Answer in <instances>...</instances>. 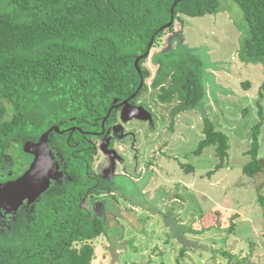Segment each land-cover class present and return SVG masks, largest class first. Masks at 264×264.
<instances>
[{"label": "trees", "instance_id": "16d2710c", "mask_svg": "<svg viewBox=\"0 0 264 264\" xmlns=\"http://www.w3.org/2000/svg\"><path fill=\"white\" fill-rule=\"evenodd\" d=\"M234 2L249 28L237 57L244 64L262 66L260 99L264 95V0ZM221 8V0H0V160L12 139H36L61 121H65L61 127L90 129L95 123L99 129L113 98L133 94L142 78L147 79L149 71L143 64L150 49L173 30L175 22H181L182 16L216 15ZM171 17L172 24L161 29ZM151 39L148 55L142 57ZM177 46L176 51L171 48L153 56L157 68L150 84L159 88L160 102L179 100L172 118L195 110L205 97L200 60ZM139 57L140 71L135 66ZM258 107L259 120L251 128L247 150L250 160L242 168L249 177L264 172V158L258 157L264 116L259 102ZM202 132L193 154L215 146L218 162L208 172L211 175L227 162L228 136L208 118ZM53 134L62 140L73 180L59 193L40 197L29 231L21 233L23 243H0V264H91L95 253L90 242L105 234L103 220L81 205L97 192L100 182L92 177L81 134L75 132L69 139L66 133ZM77 140L82 141L76 147L80 152L73 147ZM257 200L264 206L262 194Z\"/></svg>", "mask_w": 264, "mask_h": 264}, {"label": "rangeland", "instance_id": "374dc122", "mask_svg": "<svg viewBox=\"0 0 264 264\" xmlns=\"http://www.w3.org/2000/svg\"><path fill=\"white\" fill-rule=\"evenodd\" d=\"M221 6L216 15L182 16V21L175 22L173 30L150 49L143 64L149 71L147 88L137 101L156 113L153 120L149 110L142 107L156 127L144 124L140 132L134 131L135 147L142 151L145 146L142 164L136 166L129 153L128 158L125 156L129 175H121L123 168L117 166V162L122 164L121 155L113 149L106 151V140L101 141L98 152L103 159L93 167L98 174L106 172V155L112 160L115 191L84 203L93 216L103 220L106 230L90 242L95 253L91 264H264V206L257 200L258 194L264 196V172L249 177L242 171L250 160L247 150L251 128L259 120L258 102L264 116V95L260 99L257 96L262 66L238 60L241 40L249 35V28L234 0H221ZM175 46L190 50L200 60L205 97L195 110L172 118L167 113L179 101L158 105L159 88L150 84L157 68L153 56ZM205 118L227 134L229 144L225 166L211 175L208 172L218 162L215 146L206 147L200 155L193 154L204 136ZM154 137L158 140L149 146ZM20 139L16 138L15 144L26 151L34 149L46 165L33 189L43 192L48 173L56 164L62 167L61 161L57 163L53 158L57 151L49 148L46 136L37 142ZM10 155L14 157L12 152ZM258 157L264 158V123ZM10 184L0 189V194L15 193L17 185ZM89 204L96 208L93 210ZM16 220L19 221L13 217L12 222ZM4 226L8 227L0 222V233Z\"/></svg>", "mask_w": 264, "mask_h": 264}, {"label": "flooded vegetation", "instance_id": "af4514ba", "mask_svg": "<svg viewBox=\"0 0 264 264\" xmlns=\"http://www.w3.org/2000/svg\"><path fill=\"white\" fill-rule=\"evenodd\" d=\"M142 83V84H141ZM146 83V80L142 78L138 88L135 90V92L127 97L124 98H113V101L107 111V113L103 116L100 122L99 129L95 128V123H91L90 129H81L78 125H66L64 127H61V125H64L65 121L60 122L59 125H53L49 129L45 130L41 135H39L36 139H30V138H22L20 136V140L22 141H31V142H37L43 135L48 137V144L49 148H51L52 151H57V157H53L54 161H61L62 167L60 168L59 164H56L55 171L53 170L49 175V178H47V188L43 192H41L40 196L37 198H32L29 195H22V193L14 194L10 197H5V192H1L0 194V222L5 223L8 225V227L4 226V230L2 233H0V243L2 241H9L13 244H19L23 243V239L21 238V233H25L29 231V224L32 217V214L34 212V207L40 197L44 194H51V193H59L61 189H64L68 182H71L73 180L72 176L67 172V162H66V156L62 147V140H58L54 136V132H57L60 135H63V133H66L67 138H71V136L75 132H79L82 136V141L74 142L73 147H75V150L77 152H80V148H76L78 145H81L82 142L84 147L87 149V155L90 159V167L93 170V176L99 179V185L97 188V192L91 196L86 197L82 201V206L89 211V213L92 215L90 209L86 208L84 206V203H89L95 199H99L97 197L101 196H108L111 195L110 193H113L115 191V187L112 183V175H116L115 171L110 172V167L114 163L111 159L108 160V157L106 155V159L103 161V164H105L106 172L101 170V173H96L95 169L93 167L95 162H100L103 158H100L98 148L102 144L101 141L106 140L107 147L105 150L113 149L115 150L119 155H121L122 164L117 162V166L122 167L123 170L121 175H129L128 167L129 164L126 166V159L125 156L128 158L129 153L132 155L133 160L136 161L138 166L140 163V160L143 162L144 155H145V146H142L141 149L139 147H135L134 144V131L137 130V132H140L139 130L143 128L144 124L150 125L151 128L156 127V122H150V119H140L134 116L133 114V108H139V106L147 109L145 105H143L141 102L137 101L139 95L147 88L143 89V85ZM141 85V86H140ZM147 85V84H145ZM177 99V98H175ZM174 99V100H175ZM173 100V101H174ZM178 100V99H177ZM172 101V102H173ZM179 101V100H178ZM158 105H163V102H160L157 98ZM171 103V102H170ZM176 106V105H175ZM174 106V107H175ZM173 107V108H174ZM172 108V109H173ZM172 109L167 113V115L171 116ZM149 112L152 115V119L154 116H156V113L153 111L152 108L148 109ZM182 113V112H181ZM177 113L176 115H178ZM175 115V116H176ZM140 124L141 127H135V125ZM117 127H121L124 131L127 128L126 133H121V130L117 129ZM171 128V127H170ZM171 131H173V128H171ZM122 134V135H121ZM18 138V137H16ZM16 138L12 139L9 148L7 152L4 154V160H0V189H2L5 185L8 183L10 184L15 180V178H18L27 170V168L31 165V163L35 160L36 153L34 149H31V151H26L23 149L22 146H18L15 144ZM157 137H154V139L148 143L149 146H154L155 142L157 141ZM14 141V142H13ZM147 145V146H148ZM18 146V147H17ZM160 149L159 147H156V149ZM14 154V157L10 155V153ZM141 152V153H140ZM164 152V151H163ZM159 153V152H158ZM15 158V160H14ZM98 158H100L98 160ZM56 161V162H57ZM58 163V162H57ZM121 165V166H120ZM109 169V173H108ZM137 169V168H136ZM131 177V176H130ZM132 178V177H131ZM91 198V200H90ZM93 210L96 208L95 206H91ZM24 215L23 219L22 216ZM93 216V215H92ZM13 217L19 219V221L12 222ZM7 228V229H6Z\"/></svg>", "mask_w": 264, "mask_h": 264}, {"label": "water", "instance_id": "95a60500", "mask_svg": "<svg viewBox=\"0 0 264 264\" xmlns=\"http://www.w3.org/2000/svg\"><path fill=\"white\" fill-rule=\"evenodd\" d=\"M176 5V2L173 4V6L171 7V13L173 12V8ZM173 22V17H171L170 21L163 26L161 29L169 27ZM153 39V38H152ZM152 39L148 45L147 51L146 53L142 56L145 57L148 55L151 43H152ZM141 57H139L136 61H135V66L137 67L138 71H140L139 67H138V62L140 60ZM142 84V83H141ZM141 86V85H140ZM133 114L135 117L140 118V119H150V114L143 109L142 107L139 108H133ZM44 136V135H43ZM38 156L36 155L35 160L33 161V163L31 164L30 168L28 169V171H26L23 176H21L20 179H18V181L15 182V184H10V186H14V191L15 193H11V192H6L7 194L11 193L13 194H17V193H22V195L28 194L30 195L32 198H37L38 196H40L41 191H39V189H36L33 192V189L35 187L34 183L37 177H41L43 176V171H45V167L46 165H43L42 161L37 158ZM39 160V161H38ZM6 189L7 187H3V189ZM32 189V190H31Z\"/></svg>", "mask_w": 264, "mask_h": 264}]
</instances>
